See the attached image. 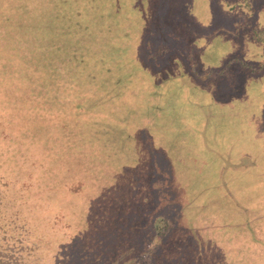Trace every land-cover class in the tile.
I'll use <instances>...</instances> for the list:
<instances>
[{
    "label": "rangeland",
    "instance_id": "1",
    "mask_svg": "<svg viewBox=\"0 0 264 264\" xmlns=\"http://www.w3.org/2000/svg\"><path fill=\"white\" fill-rule=\"evenodd\" d=\"M97 2L70 0L60 19V14L54 13L55 0H0V17L7 20V24L4 21L1 27L4 35L0 37V48L6 44L7 51H15L9 56L13 64L17 61L14 55L19 54V50L23 53L24 48L33 47L34 51L29 50L28 55L32 54L34 59L35 53L38 58L40 53L35 50L43 39L29 38L46 16L51 19L48 26L52 31L61 23L63 27L67 25L64 29L67 53H63L66 55L65 69L70 72L68 75H72L81 64H106L109 55L116 56L118 61L115 70L118 76L113 82L110 80L113 68L101 65L93 66L95 77L86 76L84 81H81L79 72L80 78L73 74V78L64 80L63 84L55 80L34 82L44 83L47 97L42 94L41 85L31 84L29 87L32 97L38 93L42 100L54 101L53 106L61 110L57 117L65 124V128L57 126L62 133L51 138L52 146L46 149L48 158L39 160L36 178L39 180L44 174V180L52 168L62 166L65 171L62 177L72 183L64 191L55 189L48 198L50 209L41 214L24 200V193L16 200L6 196L2 191L6 181L0 176V264H153L158 261L152 262L154 257L163 261L161 255H153L154 252L149 250H153L155 244L163 250L164 239H173V234L167 232L163 239L151 245L152 239H148L154 229V225L151 227V216L154 215V224H158L155 228H164L165 233L167 220L163 224L160 219L168 217V224L182 225L181 234L196 243H192L194 249L189 248L187 255L183 252L182 260L186 257L189 264H194L192 257L197 255L195 264H209L210 259L200 246L203 240L197 239L196 242L194 231L210 216L227 220L228 224L231 220L241 219L237 200L231 199L232 193L239 186L241 195L244 183L248 187L253 179L256 182L264 180L263 144L260 135L256 134L261 96L257 83L243 78L245 91L242 94L225 101L216 100L208 111H199V120L207 123L204 136L193 129L198 128L201 121L190 113L189 118L193 120L188 125L195 135L188 133L189 136L185 134L180 138L176 135L179 129L175 110L187 114L185 98H190V89H182L177 99L172 95L167 97L172 86L167 83L170 79L167 80L166 71L173 62L179 67L178 79L181 81V77L188 75L183 73L185 65L182 61L189 60L194 64L188 65L191 71L217 66L229 57L231 21L246 16L249 23L256 25L264 18L251 0H112L110 6L105 0ZM161 3L164 9L159 6ZM245 3L253 8L248 10ZM72 4L79 6L80 11L83 8V13L72 15ZM216 6L223 15L214 18ZM101 8L106 12L102 17L99 16ZM216 25L228 28L216 30ZM8 34L15 40L5 39ZM60 38L54 33L51 42ZM236 40L242 42L239 37ZM72 49H76L73 54ZM149 50L150 57L144 54ZM58 51L56 53L60 54ZM76 52L81 54L80 61L72 57ZM47 61L52 58L47 56ZM55 75L57 73L52 77ZM150 76L157 78L159 83L149 79ZM171 81L175 82V75ZM69 83H82L85 87L83 98L75 93V85ZM247 95L251 97V103L244 99ZM75 98L80 103L83 100V106L79 107V114L74 119L72 113L68 115L66 111L72 109ZM173 99H176L174 103ZM35 101L31 99L30 103L38 107V100ZM52 113L45 115L47 120L54 122L53 125H64L53 120L56 115ZM122 122L127 124L126 130H121ZM143 126L145 134L140 132ZM196 138H200L201 151H197L192 142ZM208 138L211 146L213 142L215 144L214 160L211 159L212 150L202 151L203 142ZM149 148L168 156V164L172 165L169 172L171 176L173 174V189L168 183L163 192H157L159 201L155 202L153 192L151 194L149 190L151 183L164 177L165 173L157 161L155 167L153 165L154 177H151ZM208 154L210 168L208 179H204L202 172L200 174L195 168L202 160L208 159ZM211 164L216 169L215 185L210 181L214 176ZM222 165L228 170L221 175L218 168ZM244 168L249 170L247 174H243ZM221 177L225 179L221 187L226 188L229 196L227 192L226 196L221 195L216 186ZM31 193L37 194V191ZM56 209L58 215L54 214ZM40 216L49 220L51 231L45 223L40 224L42 229H34ZM27 220L31 225L25 223ZM41 236L49 246L47 250L40 244L38 238ZM173 245H176L175 241ZM43 251L47 256L42 262L40 255ZM198 255L206 260L200 262ZM180 259L168 264H185Z\"/></svg>",
    "mask_w": 264,
    "mask_h": 264
},
{
    "label": "trees",
    "instance_id": "2",
    "mask_svg": "<svg viewBox=\"0 0 264 264\" xmlns=\"http://www.w3.org/2000/svg\"><path fill=\"white\" fill-rule=\"evenodd\" d=\"M69 1L70 0H55L54 13H59L60 19H62V16L64 15L65 6H68L65 4L69 3ZM97 1L98 0H96V4L98 3ZM251 1L254 5L259 7L258 13L264 18V0ZM105 4L110 6L112 4V0H105ZM244 5H247L246 8L248 10H251L253 8V6H250L249 3H245ZM159 6L164 9V4L161 3ZM235 6H238V4L234 5L233 7ZM78 8L79 6L72 4V15L78 14L79 12L83 13V8H81V11ZM1 9L2 7L0 5V10ZM101 9L102 12L100 13L99 11L100 17L106 14V12L103 10L104 8ZM214 11V18L223 15L221 10L217 6L214 8ZM67 14L69 16L71 15L69 12H67ZM45 19L47 20L44 21ZM44 20V22L42 21V23H40L36 27V32L31 33L32 36L29 38L31 40H39L40 38L43 39V42H41V40L38 41L41 42V44L35 50L37 53H40L37 54L38 58H35V53L34 59H32V54L28 55L29 50L34 51L33 47L29 48L28 50H25L24 48L23 53L19 50V54L14 55L17 58V61L15 64H13L14 61L9 56L13 55L15 51H7L9 47H5L6 44H4L2 48H0V176L6 181V185L2 188V191L6 196L11 197L12 200L20 198L21 193H24V200L27 201L31 207L37 208V210H39V213L41 214L50 209L48 198L50 197L52 192L55 189H62L64 191L71 186L72 180H66L64 177H62L65 173L62 166L52 168L49 172L48 177L44 180L42 179V176L44 174L40 177L39 180V177L36 178V171L39 167V160H47L48 158V152L46 151V149L51 148L52 146L50 141L51 138L53 136L55 137L56 133H62V130L58 129L57 126L65 128V124L64 121L57 117L60 115L59 112L61 110H57V108L53 106L54 101H44L42 100L41 95L38 93H35L34 97H32L29 92V87L31 86V84H35L34 82H41L42 80L49 83L50 81L55 80L56 82L60 81L63 84L65 83L64 80L68 81V79H72L73 74L77 75L79 74V72L81 73L79 74L82 78L81 81H84L86 76L90 75V78L95 77L94 70H92L93 66L100 67L101 65L113 68L114 72L110 78L111 82L116 80V76H118L116 75L115 71L116 66L118 65V61L116 56H114L116 60L113 58V55H109L107 56V58L105 57L106 64H104L103 62L97 63V65L90 66H88V64H81L82 66L78 65L79 68H76L75 72H73L72 75H68L70 72L69 70L66 71L65 69L66 55L64 54L67 53L65 52L64 47L66 42V32L64 29L67 28V25L63 27V23H61L58 26V29L52 31V29L48 26V23L51 19L46 16ZM4 21L6 25L7 20L0 17V37L4 35L1 29V27L4 26ZM45 24H47V26ZM230 24L231 36L229 42L231 44V48L229 57H227L222 63L218 64L217 66L213 67L212 65H209L206 66L205 69H197L193 71L190 70L192 68L188 67V65H194L193 63H191L189 60H185V62L182 61L183 65H185V70L183 73L187 72L188 75L181 77V81L178 79L179 67H175V64L172 62L166 71L167 80L170 79L167 83H171L172 89L168 90L166 95L167 97L169 95H172L177 99L180 96L182 89H185L187 87L190 89V98H185L188 109L187 114L175 110L176 113L174 117H176L175 119H177V127L179 129V133L177 132L176 135H178L180 138L184 137L185 134L188 135V133L195 135L190 131L191 127L188 125V122H192L193 120L189 118L192 116L194 118H197V121H201V125L198 128L193 129L195 130V132H201V134L204 136L203 131L207 126V123L202 119L199 120V111H208L209 106L215 103L214 101L216 100L225 101L228 97L238 96L239 94H242L245 91V89H243L245 87L243 78L255 81L258 86L259 96H261V99H259L260 115L256 134H259L261 137V142L263 144L261 145V153L264 160V21L259 22L256 25L251 24L249 23L248 18L245 16L244 18L232 20ZM214 28L216 30L221 29V31H223L226 30L228 26L223 27L222 25H216L214 26ZM205 30H208V28H206ZM238 30L241 31L238 32ZM54 33L56 36H59L61 38L59 39V41L51 42V38ZM236 37H239L242 42H238V40H236ZM153 38L158 39L159 37L153 36ZM5 39L9 41L15 40L14 38L10 37L9 34L8 38L5 37ZM114 39L115 37L111 42H114ZM161 48L163 51V46ZM166 49H168V47ZM57 50H59L58 53L60 54L56 53ZM74 50L76 49H72V54ZM149 53L151 54L150 50L149 52L147 51V53L144 54L150 57ZM25 56H27L26 59L24 58ZM47 56H50L52 58V61H47ZM72 57H75L80 61L81 54L79 52H76ZM112 59H114V61H111ZM56 73L57 75L52 77V75ZM174 75L175 82L173 83L171 81V78H173ZM149 79H153L156 83H159L157 78H151L150 76ZM43 84L44 83H42V85H35H41L42 94L47 97L48 95L46 94V90L44 89ZM70 84L75 85V93H79L81 97L83 96V94L85 95V87L82 85V83H69V85ZM152 92L154 91L152 90ZM163 95L164 94L161 95L162 98ZM31 99H34V101L35 99L38 100V107L34 106L33 102L30 103ZM244 99H247V103H251L252 99L250 96L247 95ZM175 100H172L173 103ZM82 102L83 100L80 103V101L75 98L74 104L71 107L72 109L66 111L68 112V115L72 113L71 116L75 119L76 115L79 114V107L81 109L83 106ZM150 102L153 103L152 98ZM243 103L245 104V102ZM189 105H191L193 108H190ZM203 107L205 108V110L203 109ZM51 111L56 115L54 116L53 120H57V122H63L64 125H53L54 122L50 123L47 120V117H45V115H47V113L52 115L53 113ZM190 113H192L191 116L189 115ZM50 121H52V118L50 119ZM121 124L123 125V128L121 130H126L127 124L125 122H122ZM156 125L159 127L161 126L160 123H157ZM144 127L145 126L141 127L140 129V132L142 134H145L143 130ZM54 128H56L55 133L53 132ZM217 139H219L218 136ZM192 142L196 150H200V138L192 139ZM217 145L220 146L219 143ZM202 146V151H213V153H211V159L214 160V142L213 146H211L210 139L208 138L207 142L206 140H204ZM220 147L226 148L223 146ZM148 153L149 157L151 156L148 159L152 167L150 172L151 177H154V173L152 172L153 165L155 167V163L157 161L159 162V166L161 167V169L163 168L162 170H164L165 173L164 177H160L159 179L156 178V181H153L151 183L152 188L149 190L151 194L153 192V201L155 202L159 201L158 196H156L157 192L159 190L160 192H163L166 189L165 187H167L168 183H171L170 189H173V174L171 176L169 172V168H171L172 165L168 164V162L170 163L168 156H165L160 152L156 153L151 148L148 149ZM196 167L197 168L195 169L200 171V174L202 172L204 179L205 177L208 179L210 155L208 154V159L206 161L202 160L199 164L196 165ZM212 167L214 170V176L210 179V181L215 185L216 169L215 166L212 165ZM58 168L59 172L57 171ZM227 170L228 169H225V166L222 165L221 168H218V173L222 175L226 173ZM248 171V169L244 168L243 174H247ZM51 180H53L54 182H51ZM25 182H27L28 184L26 185ZM224 182L225 179L221 177L218 180L216 186L220 188L221 195L226 196V188L223 187V189L221 187V184ZM128 188L129 187H126L127 190ZM261 189L263 190V192H261ZM31 191H37V194H32ZM234 191L235 193H232L231 199L237 200V206L239 207V214L241 215V219H236L234 220V222H232L231 220L228 224L227 220H223L220 217L210 216L207 222L201 223L199 228H197L198 230L194 231L196 235V242L203 240V244L200 246L202 247V250L205 251L207 259H210L209 264H264V180L256 182L253 179L249 182L248 187L246 183H244L241 195L239 186ZM229 195L231 194L227 192V196ZM179 209H181V207H179ZM54 214H59L58 209H56V213ZM154 216H151V227L154 225V229L151 228V237L148 239V241H151L152 239L151 245H154L159 241V239H163L167 232H172L173 239H164L163 242H165V245L162 247L163 250H159V247L156 246V244L153 250H149V252H154L153 255H161V258H163V261H161L159 257H154L152 262L155 259H158V261L153 262V264H160V261L161 264L173 263L180 258L183 263L189 264V259L186 260V257L185 260H182V257L184 256L183 252L185 253V255H187L188 249L193 248L192 243H196L192 238H187L188 236L184 237L181 234L184 228L182 225L176 226L171 223L168 224V217L164 216L163 219H160V223H162L163 221V224L164 221L167 220V228L165 233H163L164 228H155V224L157 223L155 222L154 224ZM148 221L149 220H147V223ZM25 223L30 224V221L27 220ZM42 223H45L47 226L46 228L51 231V228L48 225L49 220H43L42 216H40V219H37L36 223H34V229H42V227H39ZM224 227H227V230H224ZM34 229L30 228V230L32 231ZM147 229H149L148 226ZM60 236H57L56 238H60ZM32 238L34 239V237ZM38 239L41 240L40 244L44 245V248H46L47 250L49 246H47L45 243V237L41 236ZM197 239L199 240L197 241ZM60 240L62 239L60 238ZM174 241L176 242V245H173ZM44 252L45 251L41 252L40 255L42 262L46 260L47 256ZM198 256L200 257V262H204L206 260L202 258L203 256ZM192 261L194 264L195 262H197V255L192 257Z\"/></svg>",
    "mask_w": 264,
    "mask_h": 264
}]
</instances>
